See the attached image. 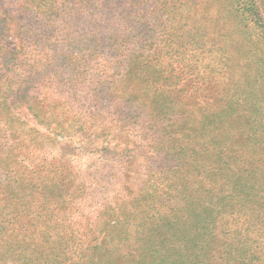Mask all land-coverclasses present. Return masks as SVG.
Listing matches in <instances>:
<instances>
[{
    "label": "rangeland",
    "instance_id": "1",
    "mask_svg": "<svg viewBox=\"0 0 264 264\" xmlns=\"http://www.w3.org/2000/svg\"><path fill=\"white\" fill-rule=\"evenodd\" d=\"M9 1L13 13L0 10V115L9 105L0 118V264H122L148 192H164L155 179L183 170L174 161L190 159L201 126L204 137L222 130L219 144L249 162L254 191L243 206L264 223V69L255 72L264 47L240 40L228 0H204L198 13L176 8L166 24L157 0H145L138 47L134 26L56 12L52 0L23 14L22 0ZM124 1L126 14L133 0L117 6ZM261 236L251 238L255 264H264Z\"/></svg>",
    "mask_w": 264,
    "mask_h": 264
},
{
    "label": "trees",
    "instance_id": "2",
    "mask_svg": "<svg viewBox=\"0 0 264 264\" xmlns=\"http://www.w3.org/2000/svg\"><path fill=\"white\" fill-rule=\"evenodd\" d=\"M52 1L54 4L48 7L57 10L56 12L66 15L88 12L98 17L99 22L122 28L127 33H129L128 26H134L131 29L135 33L132 40L137 47L145 37L144 26L134 20L144 8L145 0L130 1L132 12L126 14L123 12L126 9L125 1L118 6L119 0ZM33 2L34 0H22V8L16 7V10L23 14L31 13L33 10L29 9V6ZM228 2L231 17L238 16L241 19L235 23L242 32L244 31L245 37L240 36V40L245 43L253 40L249 44L264 47L262 3L258 0H228ZM26 4L27 6H24ZM203 4L205 5L204 0L196 2L157 0L153 10L160 18H166L163 22L166 24L176 8L198 13L202 11ZM134 5L135 11H133ZM12 6L13 2L0 0V10L7 17L13 13ZM42 6L43 2L38 8L41 9ZM167 51L173 53L171 48ZM171 55L173 54H168L166 58L171 60ZM135 63L136 60L131 61L132 66ZM262 68L264 69V60L259 61L255 69L256 77L262 72ZM159 82L164 83L163 80ZM2 105L0 118L2 115L7 116L6 108L9 106L5 101ZM183 116L184 113L179 115V117ZM206 129L201 126L197 136L193 137L190 159L186 162L182 158L174 161L177 169L182 167L181 172L174 176L162 174L155 179L157 186L164 192L159 189L152 190L148 194L146 192L150 196L148 201L152 204L147 206V216L144 220L134 224V230H130L138 235L137 241L122 264H255L252 263L255 241L251 238L262 237L264 223L257 222L254 213L243 206L254 191L249 169H244L245 164L249 167V162L236 152L235 146L233 149L232 146L219 144L222 130H219L220 136H214V133L218 134V129L212 128L214 132L204 137L203 133ZM251 130L253 135L250 140L254 141L253 139L258 137L257 128ZM196 139H201L199 147L194 145L197 143ZM168 176L172 178L170 187ZM25 187L28 188L29 184ZM0 195L8 196L7 189L0 188ZM6 229L4 228V231Z\"/></svg>",
    "mask_w": 264,
    "mask_h": 264
}]
</instances>
